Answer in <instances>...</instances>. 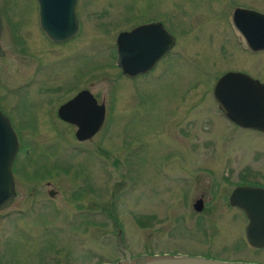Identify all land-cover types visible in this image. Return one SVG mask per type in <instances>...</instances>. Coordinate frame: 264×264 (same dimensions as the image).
I'll return each instance as SVG.
<instances>
[{
	"label": "rangeland",
	"instance_id": "1",
	"mask_svg": "<svg viewBox=\"0 0 264 264\" xmlns=\"http://www.w3.org/2000/svg\"><path fill=\"white\" fill-rule=\"evenodd\" d=\"M235 6L264 12V0H78L77 35L55 44L36 0H0V109L22 141L16 197L0 211V264H115L118 231L136 260L264 264L229 203L237 186L264 188V134L229 123L212 95L227 72L264 82V53L247 54L227 23ZM148 21L175 46L155 70L126 78L117 36ZM81 90L106 110L85 142L57 115Z\"/></svg>",
	"mask_w": 264,
	"mask_h": 264
},
{
	"label": "water",
	"instance_id": "2",
	"mask_svg": "<svg viewBox=\"0 0 264 264\" xmlns=\"http://www.w3.org/2000/svg\"><path fill=\"white\" fill-rule=\"evenodd\" d=\"M40 30L55 44L73 39L79 30L76 14L77 0H36ZM232 22L251 52L264 51V14L236 8ZM3 26L0 17V39ZM175 38L160 23L137 26L121 32L116 39V66L129 79L152 71L157 62L169 54ZM4 51L0 44V57ZM213 99L221 115L231 124L264 134V83L239 72H227L214 84ZM105 105L98 104L88 90L79 92L58 108V117L76 127L75 138L85 142L94 137L105 120ZM19 150V142L10 119L0 109V211L12 205L16 197L12 166ZM52 195V194H50ZM231 206L240 209L248 224L245 237L249 246L264 249V188L237 186L229 197ZM200 213L203 200L192 206ZM118 250L123 261L115 264H256L225 262L182 255H152L133 259L117 233Z\"/></svg>",
	"mask_w": 264,
	"mask_h": 264
},
{
	"label": "flooded vegetation",
	"instance_id": "3",
	"mask_svg": "<svg viewBox=\"0 0 264 264\" xmlns=\"http://www.w3.org/2000/svg\"><path fill=\"white\" fill-rule=\"evenodd\" d=\"M37 2V1H36ZM77 3H78V0H77ZM38 5V4H37ZM77 6V5H76ZM236 8H241V9H247V10H253V11H256V12H259V13H261V14H264V12L263 11H259V10H256V9H253V8H249V7H246V6H235L233 9H232V11L230 12V15L228 16V25H229V27H231L232 28V33L234 34V36H236V38H237V40H238V43L240 44V48H242L247 54H249V55H252V56H256V55H260V54H262V53H264V51H258V52H251L249 49H247L246 48V46L244 45V41H243V38L241 37V35H240V33H239V31L234 27V25H233V22H232V13H233V11L236 9ZM3 12V10H1V8H0V17H1V20H2V16H1V13ZM149 23H160L163 27H164V29L167 31V32H169V30L167 29V27L162 23V22H159V21H148V22H144L143 24H149ZM143 24H140V25H143ZM140 25H137V26H140ZM136 26V27H137ZM230 28V29H231ZM170 33V32H169ZM171 34V33H170ZM172 35V34H171ZM173 36V35H172ZM174 37V36H173ZM175 38V37H174ZM176 42V41H175ZM172 51V50H171ZM168 55V54H167ZM167 55H165L162 59H160L158 62H157V64H156V66H155V68L159 65V63L167 56ZM155 68L153 69V70H155ZM152 70V71H153ZM241 73H244V72H241ZM148 74V73H147ZM244 74H246V73H244ZM247 75V74H246ZM141 76H144V75H141ZM137 77H139V76H137ZM251 78H253V77H251ZM253 79H255V80H257L256 78H253ZM258 81H260V80H258ZM261 82V81H260ZM262 83V82H261ZM264 83V82H263ZM81 91H83V90H81ZM80 91V92H81ZM79 93V92H78ZM77 93V94H78ZM76 94V95H77ZM75 95V96H76ZM94 97V96H93ZM73 98V97H72ZM71 98V99H72ZM95 98V97H94ZM95 100H96V98H95ZM69 101V100H68ZM97 101V100H96ZM97 103H98V101H97ZM98 104H102V103H98ZM14 128V127H13ZM14 130H15V128H14ZM15 132H16V130H15ZM16 135H17V138H18V142H19V150H18V153H17V155H16V157H15V160H16V158H18V155H19V153H20V148L22 147V141H21V138H20V136H19V134L16 132ZM15 160H14V163H13V167H12V172H13V168H14V166H15ZM48 186H50V184L48 183L47 184ZM263 188V187H262ZM49 194H52L51 193V191H49L48 192ZM53 194H56L54 191H53ZM260 250H262V249H260ZM256 264H261V263H256Z\"/></svg>",
	"mask_w": 264,
	"mask_h": 264
}]
</instances>
